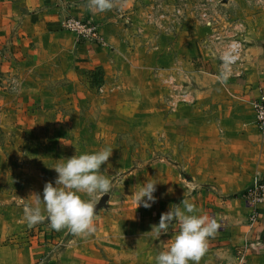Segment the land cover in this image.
I'll use <instances>...</instances> for the list:
<instances>
[{"label":"rangeland","instance_id":"1","mask_svg":"<svg viewBox=\"0 0 264 264\" xmlns=\"http://www.w3.org/2000/svg\"><path fill=\"white\" fill-rule=\"evenodd\" d=\"M202 3H141L139 18L129 12L127 23L119 17L131 34L109 44L105 64L83 72L79 81L55 78L48 68L37 67L26 85L18 75L0 82L3 245L44 248L47 253L37 254L69 264L60 256L74 235L52 230L47 221L30 228L23 210L35 206V194L43 199L47 182L56 186L58 161L105 147L113 151L100 171L112 180V189L94 226L99 238L116 249L118 264L124 263L125 253L155 250L162 234L150 233L152 226L184 198L206 189L218 196L223 185H234L227 196L240 198L264 179V131L253 108L258 98L233 89L232 82L240 78L243 58L264 46V0H227L211 27L193 14ZM236 23L242 25L243 53L230 74L219 58L227 42L223 35ZM101 41L102 36L93 42ZM203 57L218 65L207 67L199 60ZM195 61L201 65L194 66ZM251 174L257 179L254 186L235 193ZM146 181L156 183L157 202L137 208L132 194ZM80 195L96 205L103 197ZM200 203L194 201L196 212Z\"/></svg>","mask_w":264,"mask_h":264},{"label":"crops","instance_id":"2","mask_svg":"<svg viewBox=\"0 0 264 264\" xmlns=\"http://www.w3.org/2000/svg\"><path fill=\"white\" fill-rule=\"evenodd\" d=\"M112 2L110 10L100 12L90 10L88 0H0V82L7 84L10 77L15 80L18 75L21 80H17L26 85V79L37 67L48 68L55 78L59 76L79 81L83 72L105 64L108 45L118 43L122 37L131 34L119 17H129L130 12L133 15L131 18H139L138 13L144 10L141 3L146 0ZM134 10L135 13L132 12ZM70 17L96 23L102 43L82 40L66 31L63 23ZM253 50L254 53L243 58L240 64V78L232 80L233 89L244 91L251 99L259 98L260 89L264 90V46L254 47ZM199 60L208 62L209 68L218 65L217 60L214 62L205 57ZM198 63L195 61L194 66ZM219 76L216 75L217 78ZM254 177L251 174L246 178L235 193H243L253 187L257 181ZM223 186V193L218 196L206 189L189 199L193 204L194 201H202L197 204L200 205L199 210L194 214L207 215L221 225L215 237L209 238L208 251L199 264H264V204L251 205L244 196L230 198L226 190L234 185ZM6 231L0 226V264H57L53 258L47 259L43 255L48 252L44 248L3 245ZM178 232L179 224L176 222L171 232L162 234L155 250L153 247L145 248L141 255L125 253L122 264H156L155 257L168 249ZM37 252L43 253L38 255ZM60 257L70 259L69 264H118L116 249L100 239L96 232L87 237L74 236L67 241Z\"/></svg>","mask_w":264,"mask_h":264},{"label":"clouds","instance_id":"3","mask_svg":"<svg viewBox=\"0 0 264 264\" xmlns=\"http://www.w3.org/2000/svg\"><path fill=\"white\" fill-rule=\"evenodd\" d=\"M90 10L104 12L113 7L112 0H88ZM113 149L105 147L91 154L75 155L57 162L54 170L58 173L55 187L47 182L43 189V199L35 194V206L25 205L24 218L28 227L47 221L49 227L57 232L67 229L74 236L87 237L95 232L94 220L96 204L84 200L81 193L92 196L108 194L112 189V180L101 173L100 169L112 155ZM132 194L137 205L146 209L156 203L153 195L156 183L146 181ZM147 198V199H145ZM151 202V203H149ZM43 204L42 209L40 205ZM195 204L184 198L181 205H173L162 213L159 224L152 226L150 233L158 237L167 234L170 225L178 222L179 232L174 235L166 251L156 257V264H199L208 251V240L214 238L221 225L207 215H196ZM46 213V215H45Z\"/></svg>","mask_w":264,"mask_h":264},{"label":"built area","instance_id":"4","mask_svg":"<svg viewBox=\"0 0 264 264\" xmlns=\"http://www.w3.org/2000/svg\"><path fill=\"white\" fill-rule=\"evenodd\" d=\"M200 8H194L193 14H197L206 26H213L219 16V10L222 8V0H202ZM180 12V11H179ZM220 17V16H219ZM128 23L130 18L128 16H122ZM63 28L66 31L74 33L79 39L96 41L101 38L98 25L90 21L81 20L77 18H68L63 23ZM232 32H228L227 36L223 35L227 42L220 53V62L222 68L228 73H233L234 69L239 66L243 53V41H242V25L236 23L234 28L230 27ZM229 36V38H228ZM225 40V41H226ZM253 108L255 111V119L258 128L264 131V94H261L259 98L254 102ZM244 199L247 203L257 206L264 204V179H259L256 185L247 194L244 195Z\"/></svg>","mask_w":264,"mask_h":264},{"label":"water","instance_id":"5","mask_svg":"<svg viewBox=\"0 0 264 264\" xmlns=\"http://www.w3.org/2000/svg\"><path fill=\"white\" fill-rule=\"evenodd\" d=\"M226 1L227 0H222V3H225ZM108 199H109V196L108 195H104L102 197V199L100 200V202L96 205V212H98L102 208H105L106 207Z\"/></svg>","mask_w":264,"mask_h":264}]
</instances>
